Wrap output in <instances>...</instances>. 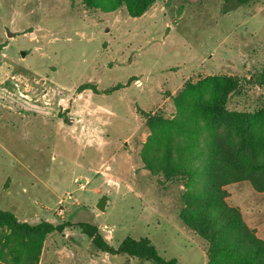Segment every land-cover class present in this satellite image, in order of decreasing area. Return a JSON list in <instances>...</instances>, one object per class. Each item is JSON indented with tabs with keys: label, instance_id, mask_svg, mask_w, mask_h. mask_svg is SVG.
I'll return each mask as SVG.
<instances>
[{
	"label": "rangeland",
	"instance_id": "374dc122",
	"mask_svg": "<svg viewBox=\"0 0 264 264\" xmlns=\"http://www.w3.org/2000/svg\"><path fill=\"white\" fill-rule=\"evenodd\" d=\"M263 64L264 0H157L138 18L82 0H0V209L72 224L47 238L38 264H153L96 250L80 222L114 247L148 238L167 260L207 264L205 243L180 219L183 187L162 188L141 158L147 119H173L184 87L211 76L240 82L229 110L256 111ZM240 184L247 190L226 187L228 202L264 238V194ZM8 236L2 264L18 247Z\"/></svg>",
	"mask_w": 264,
	"mask_h": 264
},
{
	"label": "trees",
	"instance_id": "16d2710c",
	"mask_svg": "<svg viewBox=\"0 0 264 264\" xmlns=\"http://www.w3.org/2000/svg\"><path fill=\"white\" fill-rule=\"evenodd\" d=\"M82 1L104 13L126 7L138 18L157 0ZM223 1L243 6L252 0ZM255 81L264 90V64ZM92 87L90 83L80 90ZM118 89L113 87L107 93ZM241 92L237 79L207 77L187 84L179 93L173 119L158 115L147 119L151 133L141 158L162 188L168 184L183 187L180 219L205 243L207 264H264V239L246 223L240 208L229 204L226 190L229 185L249 182L256 192L264 194V107L253 112L229 110L231 98ZM71 226L69 222L29 224L0 209V233L5 231L8 237L18 239V247L10 249L9 264H38L47 238L63 234ZM76 226L100 252L153 264H180L160 256L148 238L127 237L114 247L97 226L85 222Z\"/></svg>",
	"mask_w": 264,
	"mask_h": 264
},
{
	"label": "crops",
	"instance_id": "0c3cea01",
	"mask_svg": "<svg viewBox=\"0 0 264 264\" xmlns=\"http://www.w3.org/2000/svg\"><path fill=\"white\" fill-rule=\"evenodd\" d=\"M241 183H244V182H241ZM232 185H236V187L238 188H240V190H247L246 188H243L242 187V185L240 184V183H237V184H232ZM232 185H229V186H227V188L228 187H231ZM253 188V187H252ZM258 193V192H257ZM229 194H230V197H231V193L229 192ZM229 197V198H230ZM236 207H239L240 208V210H241V212H242V207H240V206H236ZM242 214H243V217H244V219H245V216H244V213L242 212ZM245 221H246V223L251 227V228H253V229H256L257 230V234H259L260 232H259V228L257 227V225H255V224H251L248 220H246L245 219ZM259 236V235H258ZM260 237V236H259ZM261 238V237H260ZM262 239H264V238H262Z\"/></svg>",
	"mask_w": 264,
	"mask_h": 264
},
{
	"label": "water",
	"instance_id": "95a60500",
	"mask_svg": "<svg viewBox=\"0 0 264 264\" xmlns=\"http://www.w3.org/2000/svg\"><path fill=\"white\" fill-rule=\"evenodd\" d=\"M106 199H107V196H103V198L101 199L100 203L98 204V208L101 211H104V209H105Z\"/></svg>",
	"mask_w": 264,
	"mask_h": 264
}]
</instances>
